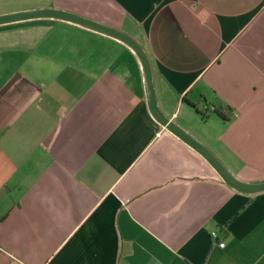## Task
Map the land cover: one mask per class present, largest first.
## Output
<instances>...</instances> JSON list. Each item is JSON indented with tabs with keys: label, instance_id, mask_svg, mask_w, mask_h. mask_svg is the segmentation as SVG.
Here are the masks:
<instances>
[{
	"label": "crops",
	"instance_id": "crops-1",
	"mask_svg": "<svg viewBox=\"0 0 264 264\" xmlns=\"http://www.w3.org/2000/svg\"><path fill=\"white\" fill-rule=\"evenodd\" d=\"M39 7L129 33L160 110L264 179V0H0ZM0 264H264V190L233 189L151 116L121 40L0 23Z\"/></svg>",
	"mask_w": 264,
	"mask_h": 264
},
{
	"label": "water",
	"instance_id": "water-1",
	"mask_svg": "<svg viewBox=\"0 0 264 264\" xmlns=\"http://www.w3.org/2000/svg\"><path fill=\"white\" fill-rule=\"evenodd\" d=\"M36 17H52L68 20L87 28L113 36L124 42L133 50L140 62L143 74L146 102L151 116L160 125L168 129L186 144L195 149L200 155H202L214 168L220 178L233 189L244 193H252L264 190V179L248 181L238 178L220 161V159L212 152L211 149H209L206 145L200 142L197 138H195L192 134H190L187 130L170 119L160 110L156 103L151 77V69L147 55L140 43L129 33L84 15L54 7H39L0 13V23Z\"/></svg>",
	"mask_w": 264,
	"mask_h": 264
},
{
	"label": "built area",
	"instance_id": "built-area-1",
	"mask_svg": "<svg viewBox=\"0 0 264 264\" xmlns=\"http://www.w3.org/2000/svg\"><path fill=\"white\" fill-rule=\"evenodd\" d=\"M213 109H216L215 105L213 104H204L202 106V112L206 113L208 111H212ZM220 113L224 116V117H235L237 115V112L235 110H230L227 107H221V108H217ZM212 235H215V232H212ZM218 245L222 246L223 245V241H218Z\"/></svg>",
	"mask_w": 264,
	"mask_h": 264
},
{
	"label": "rangeland",
	"instance_id": "rangeland-1",
	"mask_svg": "<svg viewBox=\"0 0 264 264\" xmlns=\"http://www.w3.org/2000/svg\"><path fill=\"white\" fill-rule=\"evenodd\" d=\"M215 155L226 165V166H231L233 165V160L224 152H222L219 149H216V152H214Z\"/></svg>",
	"mask_w": 264,
	"mask_h": 264
},
{
	"label": "trees",
	"instance_id": "trees-1",
	"mask_svg": "<svg viewBox=\"0 0 264 264\" xmlns=\"http://www.w3.org/2000/svg\"><path fill=\"white\" fill-rule=\"evenodd\" d=\"M191 103V102H190ZM192 104V103H191ZM197 110V109H196ZM198 111V110H197ZM212 111L217 112L220 116L224 117L218 109H213ZM201 113V116H204L206 113H203L202 111H199Z\"/></svg>",
	"mask_w": 264,
	"mask_h": 264
}]
</instances>
